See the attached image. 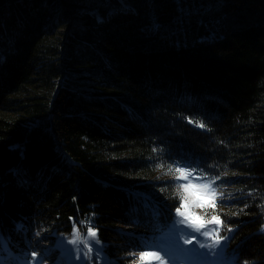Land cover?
<instances>
[{
	"label": "trees",
	"instance_id": "obj_1",
	"mask_svg": "<svg viewBox=\"0 0 264 264\" xmlns=\"http://www.w3.org/2000/svg\"><path fill=\"white\" fill-rule=\"evenodd\" d=\"M185 162L219 191L204 214L234 264H264V0H0L13 256L77 224L132 264L180 208Z\"/></svg>",
	"mask_w": 264,
	"mask_h": 264
},
{
	"label": "rangeland",
	"instance_id": "obj_2",
	"mask_svg": "<svg viewBox=\"0 0 264 264\" xmlns=\"http://www.w3.org/2000/svg\"><path fill=\"white\" fill-rule=\"evenodd\" d=\"M72 18L74 20L77 19V17ZM83 81H87V77H84ZM81 87L87 88L90 87V84L82 82ZM184 171L193 173L198 177L199 181H203L211 185L210 191L212 192V195L206 198H201L199 204L195 202L196 197L185 193L183 189H181V202L183 199H187V202L191 205V213L200 218L196 220V224H203L204 226L200 228L199 231H197L195 227L190 226L189 222L184 220V218L179 216L177 211H175L170 227L167 229V231L157 234L154 239L150 240L148 243V249L145 251H158L160 247L159 240L161 238L175 240L178 236L180 238L179 243L184 249H191L195 247L199 252L208 251V249L199 248L200 243H207L208 245L219 243L220 245L224 246L223 249H221L220 254L214 259L195 254L176 253V259L179 261V264H234L233 253L227 247V237L220 234V223H216L214 221V218L217 220L218 218L216 216H206L204 214L206 208L211 206L218 198L219 191H214V185L212 184V181L207 177L198 174L196 170L187 167L184 169ZM180 176L181 173L177 172L176 177L178 178ZM179 182L187 183V181L183 179H179ZM181 210L183 211L184 209ZM90 228L97 234V230L93 226H85L82 228L81 226L75 224L70 234H60L53 238L49 243H46L45 241L31 243L29 241V243H27V247L20 246L22 247V250L19 252L20 258L18 260L11 261L10 264H34V260L38 258L42 259V264H107L108 261L103 253L101 242L99 245H94L91 243L92 238H89L86 235ZM74 229L79 232L82 240L89 239L90 242L88 244L81 243L79 245L71 243V241L74 239ZM204 231L209 232L207 237L200 235V233ZM262 231H264V222L262 225ZM41 233L42 234H39L40 236L46 235L47 230L42 228ZM40 236L38 240H41ZM96 239H98L97 236ZM186 239H191L192 243L185 244L184 240ZM30 244L32 245L30 246ZM49 249L52 253H48ZM89 249H91V251H89ZM97 249H100V251H97ZM9 252L12 255V251L9 250ZM85 254H87L90 259L85 258ZM141 254L142 252H137L134 254L131 253L132 256L135 255V258L133 257L132 264H142L141 260L139 259ZM160 254L162 256L164 255L163 252H160ZM0 255L7 256V253L0 252ZM153 264H158V262H153ZM169 264H171V262H169Z\"/></svg>",
	"mask_w": 264,
	"mask_h": 264
},
{
	"label": "snow or ice",
	"instance_id": "obj_3",
	"mask_svg": "<svg viewBox=\"0 0 264 264\" xmlns=\"http://www.w3.org/2000/svg\"><path fill=\"white\" fill-rule=\"evenodd\" d=\"M191 165L188 162H185L183 165H178L176 168V172L181 173V176L177 179H183L186 180L187 183H180L179 187L183 189V191L193 197H196V203H200L201 198H206L210 195H212V192L210 191L211 185L208 183H205L203 181H199L198 177L194 175L193 173L185 172L184 169L187 167H190ZM171 171V170H169ZM196 181V182H193ZM202 206V205H201ZM191 205L187 202V199H183L181 202V207L178 208L177 214L184 218V220L188 221L190 226L195 227L197 231H199L200 228H202L203 224H196V220L200 219L199 217H196L193 213L190 211ZM181 209H184L183 211ZM156 215L158 216V210L156 212ZM214 221L216 223H219V221L214 218ZM23 226L19 225L18 230H22ZM39 235V233H37ZM74 239L71 241V243L79 245L81 243L88 244L90 242L89 239H81L80 234L78 231L74 229ZM87 237L92 238L91 243L94 245H99L100 241L99 239H96V232L93 231L91 228L89 229V232L86 234ZM201 236L207 237L209 235L208 231H204L200 233ZM179 237L177 236L175 240H168L165 238H161L159 240V250L158 251H144L142 252L139 259L141 260L142 264H153V262H158V264H179V261L176 259V253H183V254H195L200 256H207V258L214 259L217 255L220 254L221 249H223V245H220L219 243L214 245H208L207 243H200L199 248L202 249H208L206 252H199L198 249L191 248V249H184L180 243H179ZM185 244H191V239L184 240ZM91 251V249H89ZM97 251H100V249H97ZM0 252L7 253V256L0 255V264H10L11 261L18 260V257H14L9 252L7 245L3 242L2 238H0ZM160 252H163L164 255L162 256ZM34 255V254H33ZM85 258H89L87 254H85ZM34 264H42V259L38 258L34 260Z\"/></svg>",
	"mask_w": 264,
	"mask_h": 264
}]
</instances>
